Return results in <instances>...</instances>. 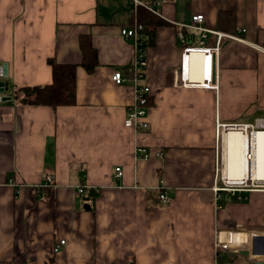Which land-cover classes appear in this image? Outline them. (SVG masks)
Instances as JSON below:
<instances>
[{
    "label": "crops",
    "instance_id": "crops-1",
    "mask_svg": "<svg viewBox=\"0 0 264 264\" xmlns=\"http://www.w3.org/2000/svg\"><path fill=\"white\" fill-rule=\"evenodd\" d=\"M139 1L151 3L171 22L146 44L145 82L153 105L145 130L125 127L132 89L111 79L115 69L125 73L134 56L132 40L120 29L133 25L135 0H0V66L8 65L0 80L11 97L0 103V262L264 260L261 253H239L234 262L217 261L218 250L252 252L251 238L264 235L245 227L258 224L259 199L253 196L264 192L249 191L254 201L243 203L224 192L217 199L214 191L222 152L218 122L250 123L264 114V0ZM197 13L205 15L207 27L245 39L223 38L211 86H183L179 80L183 48L201 40L199 31L183 25ZM82 34L90 35L97 49L92 73L79 64ZM215 42L216 34L209 33L206 43ZM195 52L192 59L198 62L201 53ZM51 57L78 63L76 104L21 103L18 87L52 81ZM190 78L202 81L194 67ZM252 107L257 110L249 114ZM245 112L251 120H237ZM225 135L230 168L242 176L245 135L235 129ZM137 147L150 155L143 157ZM46 173L53 175L52 184ZM155 188L169 200L158 204L148 195ZM238 220L245 222L239 228ZM61 239L66 243L60 245Z\"/></svg>",
    "mask_w": 264,
    "mask_h": 264
},
{
    "label": "built area",
    "instance_id": "built-area-1",
    "mask_svg": "<svg viewBox=\"0 0 264 264\" xmlns=\"http://www.w3.org/2000/svg\"><path fill=\"white\" fill-rule=\"evenodd\" d=\"M137 5H144L154 13L161 16L160 12L149 3H142L139 0H135ZM205 16L202 13L193 14L190 23H184L187 28L199 31L201 34V40L199 45H186L181 54L180 67L178 70L180 85H198L211 86V80L213 78L215 57L220 52L221 42L223 38L228 37L230 39H237L244 41V38L237 35L225 34L219 31H215L205 24ZM245 31V29H243ZM121 35L130 38L133 42L134 56L132 62L123 73L120 69H115L111 74V79L118 85H129L132 89L133 100L129 104L125 118V127L132 128L134 130H145L149 126V115L151 113L152 105L148 104L149 98H151L152 89L149 83H146L147 77V51H146V39L147 34L144 26L137 21L133 25L124 26L120 29ZM209 33L216 34V42L213 46L206 43V39ZM182 39L184 35L181 34ZM195 51L200 52V58L198 62L193 61L192 56ZM193 67L198 69V73L202 76V81H191L190 74L193 71ZM216 70V65H215ZM4 76L3 65L0 66V78ZM218 85L216 84V87ZM4 92L0 89V103L4 99ZM218 137L220 136L221 156L219 157L217 164L216 181L214 185V191L217 193V199L224 192L235 196L238 200L243 199L241 192L249 191H261L264 192V175H260V165L257 159V142L255 139L256 133L264 131V114H259L255 118L254 122L250 123H220L217 124ZM230 129H235L242 135H245L246 142L242 148V152L246 158V171L245 174L239 176V170L234 171L230 168L229 149H225V133H230ZM137 151L143 152V157H148L150 151L144 147H137ZM116 176H121L123 171L120 166L115 168ZM45 180L47 184L54 182L53 175L51 173L45 174ZM83 191L82 187L78 188V193ZM161 202L169 200L168 195L165 192L160 193ZM259 236V235H256ZM264 236V235H260ZM251 238V243H253ZM66 240L61 239L60 245L65 244ZM60 245L54 247V251H58ZM264 254V253H261ZM256 261H262L260 259H254Z\"/></svg>",
    "mask_w": 264,
    "mask_h": 264
},
{
    "label": "trees",
    "instance_id": "trees-1",
    "mask_svg": "<svg viewBox=\"0 0 264 264\" xmlns=\"http://www.w3.org/2000/svg\"><path fill=\"white\" fill-rule=\"evenodd\" d=\"M151 4V3H149ZM137 21L142 24L146 30V44H152L155 39L156 31L159 27L169 26L171 22L162 16L154 13L144 5H137L133 12L132 22ZM131 22V23H132ZM80 48L82 52V60L79 63L88 73L94 72L98 64V53L93 45L91 36L82 34L80 37ZM52 69V81L48 84H37L34 86L18 87L15 91L16 98L23 104L49 105L58 107L61 105H75L77 102V66L78 63H61L54 57L48 59ZM148 104L153 105L152 98H149ZM162 175V170H159ZM161 188L151 189L148 195L154 196L158 204L160 201ZM222 194V193H221ZM228 195V194H227ZM222 196V195H221ZM232 199L238 201L235 196ZM223 199L221 200V202ZM239 256L237 251L217 252L218 263H231ZM0 264H12L0 262ZM111 264H136L134 261L118 262Z\"/></svg>",
    "mask_w": 264,
    "mask_h": 264
},
{
    "label": "rangeland",
    "instance_id": "rangeland-1",
    "mask_svg": "<svg viewBox=\"0 0 264 264\" xmlns=\"http://www.w3.org/2000/svg\"><path fill=\"white\" fill-rule=\"evenodd\" d=\"M205 16V15H204ZM179 45H180V43H179ZM255 110H257V108L256 107H252L251 109H250V111H249V114H252V112L253 111H255ZM249 114H247V112H245L241 117H239L237 120H240V121H248V120H251V117H249ZM241 195L243 196V200H242V202L243 203H250L253 199H252V193H250V192H241ZM225 196V195H224ZM253 198H255L256 200H258L259 199V201H258V204L257 205H255V209H254V211L256 212V213H260L259 214V217H258V219L255 221L256 223H258V224H252V222L250 223H248V222H246V223H248V224H246L244 221H242V220H238L237 222L238 223H236V227L237 228H239L238 226H239V223H245V227H246V229L248 230V229H254V230H263L264 231V193H261V194H257V193H254V196H253ZM224 200V199H223ZM254 201V200H253ZM243 208H244V206H242V210H243ZM246 210V209H245ZM262 212V213H261ZM244 216V218H248V214H244L243 215ZM250 224H252V225H250ZM238 225V226H237ZM236 228V229H237ZM263 231H261V232H263ZM260 243V246L261 247H259V248H261V249H263L264 248V243H262V242H259ZM245 257V256H244ZM244 257H242V258H244Z\"/></svg>",
    "mask_w": 264,
    "mask_h": 264
},
{
    "label": "water",
    "instance_id": "water-1",
    "mask_svg": "<svg viewBox=\"0 0 264 264\" xmlns=\"http://www.w3.org/2000/svg\"><path fill=\"white\" fill-rule=\"evenodd\" d=\"M3 71H4V75L7 76V74H8L7 63H3ZM215 75H216V70H215V63H214V72H213V78H212L213 82H215ZM7 87H8L7 82L0 80V89L3 92L5 90H7ZM10 98H11L10 96H4L3 100L10 99ZM259 242L264 243V236H260V235L255 236V238L253 239V250H252V252H250L251 249L248 250L247 248L237 249V251H238V253L245 255V256H251V253L252 254L264 253V248L263 249L259 248V247H261ZM257 264H264V262L257 261Z\"/></svg>",
    "mask_w": 264,
    "mask_h": 264
},
{
    "label": "bare ground",
    "instance_id": "bare-ground-1",
    "mask_svg": "<svg viewBox=\"0 0 264 264\" xmlns=\"http://www.w3.org/2000/svg\"><path fill=\"white\" fill-rule=\"evenodd\" d=\"M257 142V159L260 165V175H264V131H259L255 136ZM221 238H219L220 240Z\"/></svg>",
    "mask_w": 264,
    "mask_h": 264
}]
</instances>
